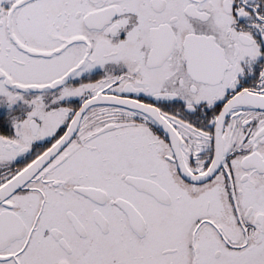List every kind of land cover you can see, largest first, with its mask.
Returning a JSON list of instances; mask_svg holds the SVG:
<instances>
[{
  "label": "snow or ice",
  "instance_id": "snow-or-ice-1",
  "mask_svg": "<svg viewBox=\"0 0 264 264\" xmlns=\"http://www.w3.org/2000/svg\"><path fill=\"white\" fill-rule=\"evenodd\" d=\"M0 264H264V0H0Z\"/></svg>",
  "mask_w": 264,
  "mask_h": 264
},
{
  "label": "flooded vegetation",
  "instance_id": "flooded-vegetation-1",
  "mask_svg": "<svg viewBox=\"0 0 264 264\" xmlns=\"http://www.w3.org/2000/svg\"><path fill=\"white\" fill-rule=\"evenodd\" d=\"M19 159V158H18Z\"/></svg>",
  "mask_w": 264,
  "mask_h": 264
}]
</instances>
